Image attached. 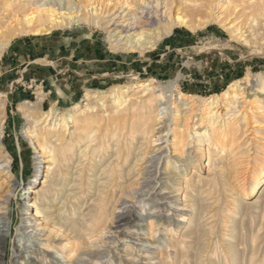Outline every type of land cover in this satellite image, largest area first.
Here are the masks:
<instances>
[{
	"label": "bare ground",
	"instance_id": "6f19581e",
	"mask_svg": "<svg viewBox=\"0 0 264 264\" xmlns=\"http://www.w3.org/2000/svg\"><path fill=\"white\" fill-rule=\"evenodd\" d=\"M116 1L121 4L119 8L131 9L135 6L134 2L139 4L134 13H129L131 15L129 24L134 29L133 32L123 34L117 27L109 30L116 20L113 15L108 17L106 13L109 10L104 8L112 0H42V3L13 0L9 4V9L16 23L0 26L3 28L6 25L5 30L1 31L4 39L0 42V57L14 36L50 34L55 29L72 27L75 24L104 26L111 38L116 37L112 40L116 41L113 44L114 48L121 46L143 51L152 48L156 38L161 37V32L156 31L160 27L152 26L147 20L142 19L141 15L144 8H152L153 3H156L154 9H157L159 0ZM189 1L185 0V3ZM234 2L235 0H208V4L204 6L207 18L213 19L216 15V18L223 22V17L215 14V9L221 8L225 3L230 5ZM249 3L257 6L258 15H253V25L256 26L259 22L257 16L264 18V2L250 0ZM104 15L108 19L104 18L106 17ZM125 21L124 18L122 22ZM163 23V29L171 31L175 25H185L196 30L203 27L206 22L177 12L176 16L167 14ZM228 24L234 35L249 41L248 35L251 34H246L247 30H243L234 21H229ZM254 35H257V32L252 34ZM257 80L263 83L264 75H257ZM155 82V79L141 82L136 92L141 93V98L137 100H134L137 98L136 93L130 95V87L127 86H116L105 92L86 93V99L90 102L86 108L77 105L74 112L69 115V119L75 122L76 129L67 138L69 128L64 117L60 121L53 108L38 116L36 112L41 110L40 103L29 105L25 112L29 126L24 133L34 141L43 154L50 157L47 174L41 176V172L37 171L35 176V180L39 178L38 182L42 187L30 185L27 189L29 194L35 193L34 201L29 207L35 208L37 213L41 212V206L51 211V203L55 200L57 187L61 183L56 179L51 181L50 176L57 171L66 177L71 174L69 169L74 164L77 176L75 175L73 182L74 188L69 190L70 193L66 196L70 208L64 216L61 215V208L53 210L55 213L46 210L48 213H45V219L47 223L53 219L55 225L72 235L75 243L71 246V253L79 254L84 264H89L88 260L91 259L104 264V258L109 260L115 258L119 264H139L116 254L110 247L118 242L115 236L105 238V230L111 220L114 219L112 225L114 228L122 229L133 217L129 215L115 220L117 203L140 205L153 212L161 208L172 210L168 204H180L178 200L182 193L185 197V206L193 208L192 214H195V217L185 226L186 229L181 232L180 238H173L174 241H170L169 244L161 243L160 239H152L150 244L137 243L131 239L123 244L127 251L143 253L154 260L155 264H264V199H262L264 186H259L262 177L256 172V170L263 172L264 169L256 164V176L251 186L242 191V197L248 198L250 193L260 190L253 204L245 206L241 197L240 200L233 198L238 197L233 182H237L238 179L236 173L240 162H237V158L239 153H242L240 152L242 150H238L240 140L247 135L250 122L253 123V127L262 125L260 114L251 112L252 109L250 112L242 111L244 106L240 104V99L244 97L245 87L239 82L233 83L222 95L211 96L207 104L198 107V95L187 96L178 91L175 82H169L167 85H156ZM253 102L255 108L262 109L263 100L256 98ZM222 107L225 109L224 113L220 111ZM98 108L104 109L103 116H98V111L96 112ZM196 108H201L199 124L206 123L205 135L209 146L214 148L215 155L227 160L226 162L222 160L217 174L208 179H203L200 174L192 179L187 178L188 169L192 165L195 167L198 165L186 149L189 120L191 114L196 112ZM159 109H165L170 116L165 125L174 131V154L168 150L161 152L152 150L156 152L152 154L147 149L150 135L154 131L156 112ZM170 122H173L171 126ZM258 130L260 129L254 132L258 133ZM2 133L0 127V147ZM250 150L248 148L247 151ZM256 151L257 154L253 157L255 161L261 158L258 157L259 150ZM212 157L210 152L209 161H212ZM180 162L183 163V167ZM11 163L12 160L6 153L0 157L1 169L10 172ZM193 169L195 172L194 167ZM189 197L193 201H189ZM229 198L240 201L241 205L235 207L237 205L234 203L232 206ZM259 201L263 202L258 203ZM4 205L6 202H0V208ZM248 211L251 213L250 219L247 218L249 222L244 218ZM184 216L187 220L191 217H186V214ZM160 221L161 218H158L156 222ZM154 223L153 218L145 217L134 226L140 230L147 227L148 233L153 234ZM34 229L29 232V236H23L32 244L35 242L34 237L39 235ZM24 232L27 233V230ZM95 238L103 249L94 251L89 249V240ZM156 242L160 243L159 248H153L152 245ZM47 247L51 248L53 245L48 244ZM31 252L39 257L41 262H46L47 250L38 249Z\"/></svg>",
	"mask_w": 264,
	"mask_h": 264
},
{
	"label": "rangeland",
	"instance_id": "374dc122",
	"mask_svg": "<svg viewBox=\"0 0 264 264\" xmlns=\"http://www.w3.org/2000/svg\"><path fill=\"white\" fill-rule=\"evenodd\" d=\"M12 1L0 0V26L16 23L9 9ZM27 1L21 0L23 3ZM32 1L42 3V0ZM249 1L235 0L233 4L225 3L221 8L217 7L215 14L223 17V22H220L216 15L213 19L207 18V10L204 6L208 4V0H190L187 3L185 0H159L157 9H154L156 3H153V7L144 8V13L141 15L142 19L147 20L152 26L160 27L156 31L161 32V37L156 38L153 47L144 51L121 46L114 48L113 44L116 41L112 40L116 37L111 38L104 26L93 24L91 26L75 24L72 27L55 29L50 34L44 35L21 34L9 40L0 57V127L3 130L0 157L6 153L12 160L10 172L0 168V202H6V205L0 208V264H84L79 254L71 253V246L75 243L72 235L55 225L53 219L48 223L45 219V213L61 208V215L64 216L70 208L66 196L70 193L69 190L74 188L73 182L77 176L74 164L73 168L69 169L71 174L66 177L58 174L56 169V172L50 176L51 181L56 179L61 183L57 187L55 200L51 203V211L41 206L43 209L41 208V212L37 213L35 208L29 207L34 201L35 193L29 194L27 189L30 185L42 187L38 182L39 178L35 180V176L37 171L41 172V176L47 174L50 159L48 154H43L34 141L24 133L29 126L25 112L29 109V105L37 102L41 105V110L36 112L38 116L53 108L60 121L64 117L69 128L66 133L67 138L76 129L75 122L69 119V115L74 112L77 105L86 108L90 102L86 99L88 92H105L116 86H127L130 87L129 94L132 95L137 92L141 82L155 79L156 85L175 82L178 91L187 96L198 95L197 105L201 107L207 104L211 96L222 95L233 83L239 82L245 87L244 97L240 99V104L244 106L242 111L250 112L249 110L252 109L251 112L260 114L262 125L253 127V123L250 122L247 135L240 140L238 150H242L240 151L242 153H239L237 158V162H240L236 173L237 182L232 178L238 197L233 198L238 200L242 198V204L245 206L254 203L260 190L250 193L248 198L242 197V191L251 186L256 176V164L264 169L262 153L264 152V82L260 83L257 80V75H264V18L257 16L259 22L256 26L253 25V15H258L257 6ZM133 5L135 6L131 9L119 8L121 4L116 0L107 4L104 10L109 12L106 15L108 17L113 15L116 20L109 30L117 27L123 34L134 31L129 24L131 17L129 13H134L139 4L134 2ZM140 12L139 9V14ZM168 12L174 16L177 12L186 13L206 23L196 30L185 25H175L171 31H166L163 29V22ZM107 16L104 18L108 19ZM124 18L126 21L122 22ZM229 21L236 22L243 30H247L246 34H251L248 35V42L232 33ZM4 27L0 28V42L4 39L1 33L5 30ZM255 32L257 35L252 36ZM36 58H39L40 62L34 61ZM140 95L141 93H136L137 98L134 100L141 98ZM256 98L263 100L262 109L254 107L253 101ZM220 111L224 113L225 109L222 107ZM96 112L98 116L104 115L102 108H98ZM201 113V108H196V112L191 114L192 120H189L186 149L198 163L196 167L192 165L188 169L187 178L191 179L199 174L203 179L211 178L217 174L218 166L221 165L219 163L223 160L220 155H215L214 148L209 146L205 135L206 123L199 124ZM156 114L154 131L150 135L147 149L151 152L168 150L174 154V131L171 127L166 128L165 125V121L169 120L170 116L165 109H159ZM172 123L170 122V126ZM256 129L263 132L258 130L259 132L256 133L254 132ZM248 148L251 149L250 152L247 151ZM210 149L213 155L212 161H209ZM256 149L259 150L258 157H261L257 161L253 159L257 154ZM154 151L152 154L156 153ZM223 161L226 162V158ZM179 164L183 167V163ZM256 172L262 177L259 186L263 187L264 171L256 170ZM183 196L184 193L179 197L180 204H168L172 210L161 208L156 212L140 205L117 203L115 220L129 215L133 217L122 229L112 226L114 219L110 221L111 225L109 224L105 230V238L115 236L118 241L110 247L126 260L139 264H155L154 260L143 253L127 251L123 244L131 239L136 240L137 243L148 244L152 239H160L163 244H169L170 241H174L173 238L179 239L181 232L186 229L185 226L195 217V214H192L193 208L185 206ZM229 199L232 206L234 203L237 205L235 207L241 205L240 201ZM189 201H193L191 197ZM85 207L86 205L83 206ZM185 214L186 217L191 216L189 220L184 218ZM145 217H151L155 222L153 234L148 233L147 227L140 230L134 226ZM250 217V211L246 212L245 220L249 222ZM158 218H161L159 223L156 222ZM25 229L27 233L24 232ZM32 229L39 234L34 237V244L23 238L29 236ZM96 241V238L89 240V249L94 251L104 248ZM48 244H52L53 247L48 248ZM159 244L156 242L152 246L159 248ZM38 249L47 250L46 262H41L39 257L31 252ZM88 261L89 264H100L95 259ZM103 261L104 264H119L115 258L110 260L104 258Z\"/></svg>",
	"mask_w": 264,
	"mask_h": 264
},
{
	"label": "crops",
	"instance_id": "0c3cea01",
	"mask_svg": "<svg viewBox=\"0 0 264 264\" xmlns=\"http://www.w3.org/2000/svg\"><path fill=\"white\" fill-rule=\"evenodd\" d=\"M38 59H39V58H38ZM38 59L36 58V59H34V61L40 62Z\"/></svg>",
	"mask_w": 264,
	"mask_h": 264
}]
</instances>
